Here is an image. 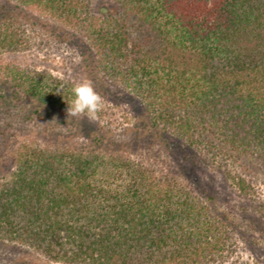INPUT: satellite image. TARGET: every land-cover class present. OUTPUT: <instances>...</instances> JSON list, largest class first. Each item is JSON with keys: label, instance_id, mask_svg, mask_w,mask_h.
<instances>
[{"label": "trees", "instance_id": "1", "mask_svg": "<svg viewBox=\"0 0 264 264\" xmlns=\"http://www.w3.org/2000/svg\"><path fill=\"white\" fill-rule=\"evenodd\" d=\"M35 13L80 60L74 76L0 63L1 239L55 264H220L247 233L218 179L264 229V0H1L0 55ZM86 78L99 120L68 121Z\"/></svg>", "mask_w": 264, "mask_h": 264}, {"label": "rangeland", "instance_id": "2", "mask_svg": "<svg viewBox=\"0 0 264 264\" xmlns=\"http://www.w3.org/2000/svg\"><path fill=\"white\" fill-rule=\"evenodd\" d=\"M33 18H35L34 24L28 22L23 26L25 45L16 52H6L0 55V63L11 61L32 69H49L56 74L74 76L80 60L78 54L68 42L63 41L60 36H56L53 21L47 20L39 13H35ZM108 114L111 128L118 134L120 124L124 121L123 115L117 109L109 110ZM18 124V128L22 129L25 134H39L43 130L35 122L21 121ZM57 132L63 145L77 141L74 139L75 137H69L72 135L70 128H60ZM250 180L254 202L263 205L262 215L258 216H262L264 219V173L253 167ZM217 183L220 188V207L230 212L234 218H238L237 223L240 222V227L247 233L246 242H240L236 249L230 252V255L220 264H264V229L263 226H261L262 229L258 226L251 227L252 218L246 217L249 213L248 209L251 208L250 202L239 197L220 179L217 180ZM0 264L55 263L49 262L25 247L0 238Z\"/></svg>", "mask_w": 264, "mask_h": 264}, {"label": "clouds", "instance_id": "3", "mask_svg": "<svg viewBox=\"0 0 264 264\" xmlns=\"http://www.w3.org/2000/svg\"><path fill=\"white\" fill-rule=\"evenodd\" d=\"M62 89L58 90L61 92ZM72 99L65 100L67 103L66 115L68 121L72 118L87 117L92 121L99 120V113L103 110L104 101L96 92L91 79H83L74 82L71 86Z\"/></svg>", "mask_w": 264, "mask_h": 264}]
</instances>
